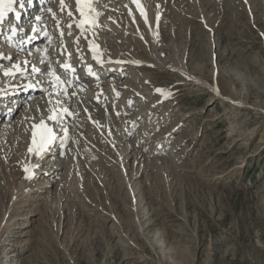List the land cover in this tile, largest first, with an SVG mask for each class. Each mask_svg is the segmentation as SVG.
I'll use <instances>...</instances> for the list:
<instances>
[{
	"label": "rangeland",
	"instance_id": "obj_1",
	"mask_svg": "<svg viewBox=\"0 0 264 264\" xmlns=\"http://www.w3.org/2000/svg\"><path fill=\"white\" fill-rule=\"evenodd\" d=\"M151 2L159 60L216 82L221 94L152 66L148 45L131 46L149 62V80L125 78L168 101L118 94L101 120L110 131L135 116L136 124L118 129L112 150L69 132L59 156L41 159V170L61 164L48 194L22 183L38 160L28 152L33 125L49 113L13 109L0 141V264H264V0Z\"/></svg>",
	"mask_w": 264,
	"mask_h": 264
},
{
	"label": "bare ground",
	"instance_id": "obj_2",
	"mask_svg": "<svg viewBox=\"0 0 264 264\" xmlns=\"http://www.w3.org/2000/svg\"><path fill=\"white\" fill-rule=\"evenodd\" d=\"M151 1L153 0H138L147 15V22H145V18L141 16L140 10L137 9L133 0H119V2L118 0H93L92 7L95 11L92 15L96 19V25L86 26L83 33H81L80 29L76 27L80 20L79 13L76 11V0H64L65 7L63 10L61 8V0H49L45 5L46 8L40 13L34 10L33 5H30V10L34 11V15L28 20L30 26L28 33H32L31 28H35V32H38L39 30L38 34L42 38V32L45 30L48 31V34L45 37L46 40L44 38L42 46H40L39 49L28 48L20 51L14 50L7 45H5L6 48H0V99H2L4 103H7V100H10L14 95H17V98L12 101L13 103L10 102V104H16L19 99H21L22 103L24 100H27L26 103L29 110H31V105H35V110L38 111V106L40 105L46 113H49V115H51L53 108H55L57 112H61L62 109H68L70 113L62 114L60 116L59 124L53 123L49 120L45 121L56 133V140L47 150L43 151L37 157L38 160L35 162L36 164L24 176L22 184L27 188L26 193L33 191L35 193L39 192V194H48L51 185L61 183L57 180V178L60 177L61 164L59 162L56 163V159L49 160L46 166L50 168L44 170H41L40 166L42 165L40 164L45 162V158H56L63 152L67 138L70 136L69 132L72 130H79V132L76 133H84V135L80 137V141L84 139V136L86 138V135L90 133V135L96 136L100 143H102L101 140L104 141L103 144L110 145L111 143V150L114 145H119V139H116L115 137L120 136L117 133V131H119L118 129L121 130L124 129V127L121 128L119 127L121 125H117V128H114V126V130L110 131L105 121L107 119V114H105V112L108 113L109 110H112L111 105L109 104L111 103V100L118 96V94L131 91V93H126L128 101L129 99L133 100V98H138L139 101H143L142 103H146V98L148 97H158L160 103L155 107L159 105L162 106L168 101V98L166 99L168 95H166L164 91V95H161L157 91L151 95H145L142 92V87H144L141 86L142 84L136 85L137 88H141L137 89L135 88L134 80L128 75L125 78L128 72L135 71L137 81L139 80L140 82L141 80H145L146 82L149 80L148 73L150 71L146 70L151 67L147 66L149 62L141 61L139 56L142 53L134 50L131 51V46L133 48H139V46L142 45L146 48L145 46L148 45L147 47H149L150 55H152L154 59V62H152V58L150 59V64L152 66H159V68L163 66L165 70L170 69L173 73H177L186 82H191V84L194 83L195 86L204 90L213 91L217 95L221 94V88L216 82L210 84L208 81L191 76L183 67L164 62L162 61L163 59L159 60L161 55L166 58V54L159 50L161 49L159 47L162 40V34L155 22L158 10H156L155 17L153 14L155 9H153ZM49 9H51V11H49ZM69 12L72 13V16H69ZM97 13L98 15H96ZM69 24L72 25L71 28L68 27ZM119 27L121 28L119 29ZM111 31L113 32L112 34H110ZM115 33H118L119 35L116 39L121 37L119 41L113 39ZM77 41L79 42L77 43ZM90 43L93 46H98L97 51L99 52L100 60L102 61V63L96 62L95 70L92 71V74H89L88 72L89 68L92 69L91 62L87 63L88 59L85 57V54L87 53L86 50H89ZM101 44L103 46L104 59H101L103 53L100 48ZM119 44L120 47H118ZM142 46H140V48L141 50H144ZM114 48H116V51H113ZM88 52L91 53L92 51ZM68 61H70L72 67L75 69L74 75L71 72H65L61 67L63 63ZM117 61H120V63H116ZM159 61H161V63ZM15 65L19 66V70L14 67ZM33 68H38L40 71L33 72ZM52 70L60 75L61 79L66 82L64 85L68 90L66 95L63 93L55 95L57 90L50 84V81L53 78L47 75V73ZM5 71H10L12 74L5 76ZM17 77L21 78V86H16L13 81ZM124 78L126 79V83L122 84ZM34 81L41 84V91L37 90L36 92H33L30 90L33 89V87H22L29 86ZM224 82L225 81H223V83ZM147 84L148 83H145V85ZM133 89L135 92L132 91ZM49 93H53V95L50 96ZM132 94L135 96H132ZM35 96L37 97L34 98ZM49 101H51V103ZM57 101H59V103H57ZM129 104L130 103L128 102V106H131ZM124 105L125 104L123 103L117 112L125 113L128 108L124 107ZM5 108L10 109L11 107L6 105ZM117 112H115V114ZM8 114L9 116H6ZM10 115H12V113L10 114L5 111H0V141L2 139L5 140L13 130L10 124L6 122ZM28 115H30V113ZM100 115H102V117ZM141 116H143V114H141ZM39 118L41 119V117ZM122 118L126 120L125 116L121 117V115H119L118 120L123 121ZM137 118L138 117L135 116L134 120L131 119L132 121H130L124 129L123 135L129 130V124H132V126L136 124L135 120H137ZM101 119L105 120L102 121ZM65 129L67 130L66 132L64 131ZM103 136L108 138V141L106 139V143ZM83 141L85 142L86 139ZM103 149L105 148L103 147ZM120 154L123 159L122 161H124L123 152ZM42 158L43 162L41 161ZM122 163L123 162H121V164ZM30 164H28L29 166L27 165V169L30 168ZM29 175L32 178H26ZM25 180L32 185L27 184Z\"/></svg>",
	"mask_w": 264,
	"mask_h": 264
},
{
	"label": "snow or ice",
	"instance_id": "obj_3",
	"mask_svg": "<svg viewBox=\"0 0 264 264\" xmlns=\"http://www.w3.org/2000/svg\"><path fill=\"white\" fill-rule=\"evenodd\" d=\"M25 0H0V22L4 20V18L11 12H14V5L19 3V6L21 8L24 7ZM30 3L31 0H28ZM133 3L136 4L137 9L140 10L141 16L145 18V22H147V15L143 7L140 5L138 0H133ZM76 11L79 13V23L76 25L77 28L80 29L81 33L85 31L86 26L96 25V19L92 15L95 11L92 7L93 0H76ZM65 7L64 0H61V8ZM51 11V9H49ZM69 16H72V13H68ZM98 15V13L96 14ZM15 17L17 20L20 18V13L15 12ZM69 28L72 27L71 24L68 25ZM13 34H15L16 29H12ZM79 41H77L78 43ZM98 46H93L91 43L89 44V50L93 52V59H96L98 62L102 61L100 60V54L97 51ZM116 63H120V61H117ZM14 67L19 70V66L15 65ZM62 69L65 72H71L73 75L75 74V69L72 67L70 61L65 62L61 65ZM40 70L38 68H33V72H39ZM89 74H92V69H88ZM12 73L10 71H5L4 75L8 76ZM47 75L51 76L53 79L50 81V84L54 89L57 91L55 92V95H60L61 93L67 94V87H64L65 81L61 79L60 75H58L54 70L47 73ZM31 87V85H29ZM157 92L161 95H164L163 90L157 89ZM49 95H53V93H49ZM51 103V101H49ZM59 103V101H57ZM62 114H70L68 109H62L61 112H57L55 108L52 109L51 115L47 117V120L52 121L53 123L59 124L60 123V116ZM34 131L32 133V146L29 147L28 152L29 153H35L37 156H39L43 151L47 150L49 146L56 140V133L54 132L52 127H49L47 123L44 120H41L38 125H34ZM67 131L66 129L64 130ZM25 172H29V169L25 168ZM26 178H32L30 175Z\"/></svg>",
	"mask_w": 264,
	"mask_h": 264
}]
</instances>
